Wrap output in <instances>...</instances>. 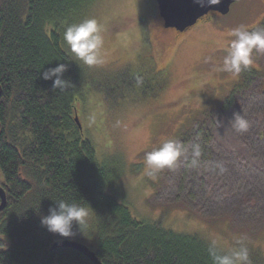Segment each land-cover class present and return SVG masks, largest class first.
<instances>
[{
    "label": "rangeland",
    "instance_id": "rangeland-1",
    "mask_svg": "<svg viewBox=\"0 0 264 264\" xmlns=\"http://www.w3.org/2000/svg\"><path fill=\"white\" fill-rule=\"evenodd\" d=\"M90 18L102 25L104 46L101 62L85 65L94 84L77 113L98 161L116 175L107 194L137 220L196 234L228 253L242 245L251 264H264V52L248 67L257 77H242L248 68L238 77L217 70L231 29L263 22L264 0H237L228 14L179 35L162 29L156 0H97L76 23ZM234 114L248 121L247 132L235 131ZM197 119L208 138L199 143V166L182 159L149 176L146 153L178 140Z\"/></svg>",
    "mask_w": 264,
    "mask_h": 264
},
{
    "label": "trees",
    "instance_id": "trees-1",
    "mask_svg": "<svg viewBox=\"0 0 264 264\" xmlns=\"http://www.w3.org/2000/svg\"><path fill=\"white\" fill-rule=\"evenodd\" d=\"M96 1L0 0V187L6 199L0 243L7 245L0 264H93L73 249L52 248L61 241L84 245L100 264H212L207 239L173 232L159 221L137 220L107 194L116 175L98 161L93 143L74 121L77 104L94 83L63 36ZM261 28L264 20L253 30ZM58 64L66 66L62 79L70 83L63 91L43 79ZM245 71L246 79L252 71L259 74ZM201 121L178 140L208 141ZM61 200L93 210L81 229L73 224L70 238L41 224Z\"/></svg>",
    "mask_w": 264,
    "mask_h": 264
},
{
    "label": "clouds",
    "instance_id": "clouds-1",
    "mask_svg": "<svg viewBox=\"0 0 264 264\" xmlns=\"http://www.w3.org/2000/svg\"><path fill=\"white\" fill-rule=\"evenodd\" d=\"M193 2L200 7H208L219 4L221 0H193ZM229 35L233 39L230 40L222 65L217 70L238 77L243 70L254 63V52H264V28L249 31L246 26L240 25L231 29ZM63 38L70 52L84 65L91 67L101 62L104 46L103 27L95 18L68 25ZM65 71L66 66L58 64L44 72L43 79H52L53 88L63 91L70 84L62 79ZM232 122L236 132L242 134L248 131V121L240 114H234ZM203 154L204 150L199 143L186 146L179 140L168 139L157 149L146 153L147 174L155 179L156 174L165 169H176L182 159L189 162L192 168H196ZM216 168L219 169V174L226 171L222 164H217ZM90 211H93L90 207L61 200L55 203V207L49 209L48 215L41 218V224L53 234L70 238L74 235L73 224L75 223L81 229V226L87 224ZM4 240L5 234L0 231V241ZM6 247V243H0V251L5 250ZM209 255L212 258V264H251L248 249L242 245L239 248H233L229 254L221 255L213 244L209 249Z\"/></svg>",
    "mask_w": 264,
    "mask_h": 264
},
{
    "label": "water",
    "instance_id": "water-1",
    "mask_svg": "<svg viewBox=\"0 0 264 264\" xmlns=\"http://www.w3.org/2000/svg\"><path fill=\"white\" fill-rule=\"evenodd\" d=\"M236 1L237 0H221L219 4L208 7H200L194 3L193 0H156V4L164 28L175 29L178 33H183L195 26L198 21L209 13H218L220 15L228 14L230 7ZM74 121L81 130V125L77 116H75ZM5 205V193L0 187V212L5 208ZM52 248H70L83 254L91 263L100 264L95 254L80 243L61 241L55 243Z\"/></svg>",
    "mask_w": 264,
    "mask_h": 264
},
{
    "label": "flooded vegetation",
    "instance_id": "flooded-vegetation-1",
    "mask_svg": "<svg viewBox=\"0 0 264 264\" xmlns=\"http://www.w3.org/2000/svg\"><path fill=\"white\" fill-rule=\"evenodd\" d=\"M211 14H213V13H209L208 15L204 16L200 21L205 20V18L208 17V16L211 15ZM161 20H162V19H161ZM200 21H198V22H200ZM161 26H162V29H163V30H165V31L167 30V29H165L164 26H163V21H162V23H161ZM169 30H171V32H174V33L177 34V35L182 34V33H178L175 29H171V28H170ZM188 30H189V29H188ZM188 30H186L185 32H187ZM183 33H184V32H183Z\"/></svg>",
    "mask_w": 264,
    "mask_h": 264
}]
</instances>
